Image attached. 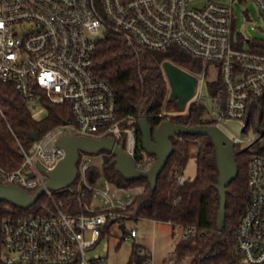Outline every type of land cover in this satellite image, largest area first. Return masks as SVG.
I'll return each mask as SVG.
<instances>
[{
  "label": "built area",
  "instance_id": "built-area-1",
  "mask_svg": "<svg viewBox=\"0 0 264 264\" xmlns=\"http://www.w3.org/2000/svg\"><path fill=\"white\" fill-rule=\"evenodd\" d=\"M251 1L264 20V0ZM233 3L0 0V83L12 85L28 101L67 103L72 110L71 119L39 135L29 146L16 139L23 162L15 170L0 168L2 182L30 193L45 186L46 171L65 156L55 142L67 134L111 136L123 141L138 168L153 164L155 155L140 141L139 116H121L114 87L94 72L96 42L110 32L129 46L157 51L178 47L201 61L199 71L188 72L198 80L197 101H206L203 91H209L211 107L206 116L221 128L224 119L238 120L248 131L251 99L264 102V53L240 43ZM0 114L4 116L1 106ZM230 136L236 147L255 151L248 164L251 198L235 230L237 249L246 264H264V131L249 138L245 148ZM91 160L90 154H80L76 181L68 189L76 195L79 210L65 209L63 199L48 188L27 209L7 208L10 214L1 226V264H109L106 256L92 251L109 222L120 225L130 219L127 210L135 196L130 191L117 192L107 178L92 182ZM177 180L183 184L187 178L181 173ZM45 195L46 201L39 202ZM194 232L190 226L183 235ZM138 233L133 226L124 238H136ZM135 253L131 264H155L152 250L136 249ZM139 258H143L140 263Z\"/></svg>",
  "mask_w": 264,
  "mask_h": 264
},
{
  "label": "trees",
  "instance_id": "trees-1",
  "mask_svg": "<svg viewBox=\"0 0 264 264\" xmlns=\"http://www.w3.org/2000/svg\"><path fill=\"white\" fill-rule=\"evenodd\" d=\"M252 48L264 53V41L252 42ZM167 60L191 72H197L202 67L199 60L178 47L167 51L133 47L118 34L110 32L96 42L93 68L97 77L114 87L121 116H139L147 110L153 130L167 119L188 126L216 124L206 116L207 108L202 101H191L186 109H181L176 101L170 99V86L163 70V63ZM211 87L213 89L214 85ZM43 102L47 106V115L41 120L35 119L28 108V100L12 85L0 83V106L4 114H0V168L15 170L22 164L23 155L17 138L29 146L34 140L33 134L42 135L72 118V110L67 103L54 104L45 99ZM247 121L248 127L264 131L262 100L251 99ZM139 133L142 141L140 128ZM172 142L174 152L158 177L155 189L147 178L128 180L116 171L112 163L114 155L109 151L101 152L105 178L124 189L120 191L134 194L135 201L127 210L130 219L168 222L173 228H180L174 263L187 259L190 264H242L235 230L251 198L248 164L255 151L236 147L239 172L228 186L225 224L223 229H219L220 195L215 187L219 170L212 139L208 135H178L172 138ZM193 148L197 149L196 175L179 184L177 176L184 173ZM100 175L99 167L91 166L89 179L96 182ZM57 196L63 199L65 209H80L76 195L69 190ZM42 201H46L44 196L39 202ZM7 204L0 200V256L3 247L2 222L10 214L7 208L13 206ZM190 226L195 228V232L184 236ZM142 259H137L138 263Z\"/></svg>",
  "mask_w": 264,
  "mask_h": 264
},
{
  "label": "water",
  "instance_id": "water-1",
  "mask_svg": "<svg viewBox=\"0 0 264 264\" xmlns=\"http://www.w3.org/2000/svg\"><path fill=\"white\" fill-rule=\"evenodd\" d=\"M249 42V40H247ZM163 70L170 86V99L177 102L181 109L195 96L197 77L171 61L163 63ZM147 110L139 115V128L142 137V146L156 159L148 169H140L134 159L125 151L123 141L117 142L113 137L93 138L84 135L67 134L57 139L55 144L65 150V156L55 168L46 171L48 180L45 186L36 192L29 191L2 182L0 179V200L21 209L31 207L44 194L46 188L59 190L72 186L78 175L77 164L81 153L99 154L109 151L114 155L112 163L115 169L128 180L147 178L155 189L157 180L163 172L170 156L174 152L172 138L178 135H208L213 142L216 152L217 167L219 170L218 182L215 184L220 195V206L217 224L219 229L224 228L227 208L228 186L233 182L239 172L235 156L236 144L234 139L219 125L197 124L188 126L172 120L162 121L153 130L149 123ZM38 134H33V139H38ZM40 168L44 166L38 162ZM29 173V176H32ZM123 233H127L124 223L119 225Z\"/></svg>",
  "mask_w": 264,
  "mask_h": 264
},
{
  "label": "rangeland",
  "instance_id": "rangeland-1",
  "mask_svg": "<svg viewBox=\"0 0 264 264\" xmlns=\"http://www.w3.org/2000/svg\"><path fill=\"white\" fill-rule=\"evenodd\" d=\"M233 5L235 8V28L240 34V43L243 47L245 49L252 48V42L256 40L264 41V20L259 15L255 4L251 0H234ZM203 97L206 98V101L203 103L208 110L211 107L209 91H203ZM191 101H197V95L186 104L184 109L188 107ZM28 108L32 116L39 120L45 118L48 112L47 106L40 99L29 100ZM220 125L227 133L237 138L241 148L247 147L249 145V138L259 133V131L253 128L245 131L242 123L235 119H224L220 121ZM196 153L197 149L193 148L191 150V157L184 168L183 174L187 179H193L196 175ZM102 154H90L92 156L90 165H97L99 167L100 179L105 178L101 167L103 161ZM111 184L117 192L124 190L113 182ZM69 188L52 189V191L57 196ZM125 225L126 229H130L133 226L138 228L139 233L136 238L125 239L124 233L119 227V222H109L104 227L103 235L92 253L106 256L109 264H131L136 259V249H147L153 251L155 264H190L187 259L174 263L176 244L181 235L179 227L173 228L172 225L167 223H154L153 221L144 219H126ZM107 247L108 249H106ZM241 261L242 264H246L242 256Z\"/></svg>",
  "mask_w": 264,
  "mask_h": 264
},
{
  "label": "crops",
  "instance_id": "crops-1",
  "mask_svg": "<svg viewBox=\"0 0 264 264\" xmlns=\"http://www.w3.org/2000/svg\"><path fill=\"white\" fill-rule=\"evenodd\" d=\"M142 219H144V220H150V221H153L154 223H167V224L171 225L168 222H161V221H156V220H151V219H145V218H142Z\"/></svg>",
  "mask_w": 264,
  "mask_h": 264
}]
</instances>
